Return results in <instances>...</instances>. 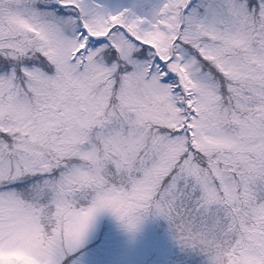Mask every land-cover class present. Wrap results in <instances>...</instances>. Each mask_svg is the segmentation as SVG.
<instances>
[{
  "label": "snow or ice",
  "instance_id": "snow-or-ice-1",
  "mask_svg": "<svg viewBox=\"0 0 264 264\" xmlns=\"http://www.w3.org/2000/svg\"><path fill=\"white\" fill-rule=\"evenodd\" d=\"M103 216L264 264V0H0V264Z\"/></svg>",
  "mask_w": 264,
  "mask_h": 264
},
{
  "label": "rangeland",
  "instance_id": "rangeland-1",
  "mask_svg": "<svg viewBox=\"0 0 264 264\" xmlns=\"http://www.w3.org/2000/svg\"><path fill=\"white\" fill-rule=\"evenodd\" d=\"M168 226L150 218L135 236H130L111 217L103 216L76 258L82 260V264H204L202 255L181 249ZM12 259L18 264H32L30 258L23 255Z\"/></svg>",
  "mask_w": 264,
  "mask_h": 264
},
{
  "label": "trees",
  "instance_id": "trees-1",
  "mask_svg": "<svg viewBox=\"0 0 264 264\" xmlns=\"http://www.w3.org/2000/svg\"><path fill=\"white\" fill-rule=\"evenodd\" d=\"M161 222L164 224V226H168V224H167V222H163V220H161ZM163 226V225H162ZM168 228H170L169 226H168ZM187 254V256H191V254L190 253H186Z\"/></svg>",
  "mask_w": 264,
  "mask_h": 264
}]
</instances>
